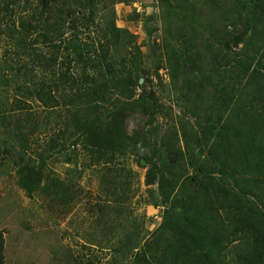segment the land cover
Here are the masks:
<instances>
[{
    "label": "trees",
    "instance_id": "1",
    "mask_svg": "<svg viewBox=\"0 0 264 264\" xmlns=\"http://www.w3.org/2000/svg\"><path fill=\"white\" fill-rule=\"evenodd\" d=\"M121 1L0 0V35H11L33 79L19 81L17 92L46 110L59 108L61 102L94 109L97 100L105 102L114 92L126 94L133 78L119 71L114 53L124 31L103 14L108 9L113 13ZM156 1L161 18L179 16V3L197 17L216 12L227 22L229 38L224 40L210 22L200 23V34L192 30L185 35L186 45L197 35L204 38L210 54L206 76L195 86L200 99L193 104L194 115L202 111V118L181 128L185 152H177L180 157L192 156L195 174L170 175L169 146L142 156L152 165L145 183L151 185L157 178L165 210L162 222L132 252L129 264H264V0ZM145 27L150 36L153 29ZM184 51L178 52L173 68L189 74L198 66L193 69L195 64L187 63ZM191 84L182 87V97L192 94L187 90ZM135 103L148 114L142 99ZM126 104H115L102 119L82 118L76 112L64 131L76 137L75 143L84 137L94 159L106 157L105 162H112L117 147L125 146ZM24 107L17 101L19 110ZM41 168L23 169L20 186L26 194L39 191L69 200L70 185ZM0 264H4L2 231Z\"/></svg>",
    "mask_w": 264,
    "mask_h": 264
},
{
    "label": "rangeland",
    "instance_id": "2",
    "mask_svg": "<svg viewBox=\"0 0 264 264\" xmlns=\"http://www.w3.org/2000/svg\"><path fill=\"white\" fill-rule=\"evenodd\" d=\"M178 6L179 16L161 18L156 0H122L113 13L110 9L103 13L107 21L113 19L124 31L114 53L119 71L133 79L126 94L114 92L105 102L97 100L94 109L60 100L59 108L46 110L33 98L18 93L19 81L33 80L30 68L11 35H0V231L4 264H129L132 252L151 237L165 210L157 178L151 185L145 183L152 165L142 156L169 146V153L177 154L175 162L169 163L170 175L195 174L192 156L184 153L180 157L177 152H185L181 128L202 118V111L197 112L198 118L194 115L193 104L200 99L195 96V86L198 78L206 76L210 54L204 38L195 36L191 45H186L184 38L192 30L200 34V23L210 22L228 41V25L216 12L197 17L184 9L186 4ZM183 13L189 16L183 19ZM190 16L196 18L189 21ZM145 24L153 29L150 36ZM183 49L187 63H194L193 69L198 66L188 70L189 74L173 68ZM187 83H193L187 88L192 94L184 98L182 87ZM65 93L70 95L71 90L66 88ZM17 99L25 103L24 109L17 108ZM138 99L146 103L148 114L135 103ZM125 102V146L117 147L112 162H105L106 157L94 159L84 137L75 143L76 137L64 131L76 112L82 118L102 119L106 110ZM40 167L70 185L69 200L62 202L39 191L26 194L20 186L23 169L30 172ZM231 251L227 250L228 258Z\"/></svg>",
    "mask_w": 264,
    "mask_h": 264
},
{
    "label": "water",
    "instance_id": "3",
    "mask_svg": "<svg viewBox=\"0 0 264 264\" xmlns=\"http://www.w3.org/2000/svg\"><path fill=\"white\" fill-rule=\"evenodd\" d=\"M139 82H141V80ZM176 158H177V154L176 153H170L168 155V162L170 164H173L175 162Z\"/></svg>",
    "mask_w": 264,
    "mask_h": 264
}]
</instances>
